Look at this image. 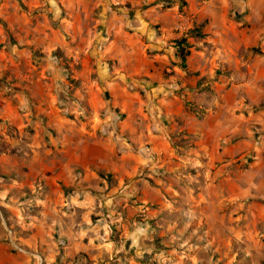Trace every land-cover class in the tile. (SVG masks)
I'll return each mask as SVG.
<instances>
[{"label": "rangeland", "instance_id": "1", "mask_svg": "<svg viewBox=\"0 0 264 264\" xmlns=\"http://www.w3.org/2000/svg\"><path fill=\"white\" fill-rule=\"evenodd\" d=\"M181 1L122 6L166 64L114 99L84 72L104 5L82 37L61 0H0V208L30 254L0 226L25 264H264V0Z\"/></svg>", "mask_w": 264, "mask_h": 264}, {"label": "crops", "instance_id": "2", "mask_svg": "<svg viewBox=\"0 0 264 264\" xmlns=\"http://www.w3.org/2000/svg\"><path fill=\"white\" fill-rule=\"evenodd\" d=\"M160 0H61V5L70 7L73 6L74 14L79 16L83 14L84 19H90L92 14L100 11L103 5L105 9L103 10V15H100L96 19V25L94 28L98 27L100 34L92 40V44L97 40L100 43L101 51L91 52L87 58H84V65L89 64V66L84 67V72L98 71L104 72L101 75V82L109 84V89L119 93L115 94L114 99L122 95H130L128 91L127 83L126 87H123L126 81L133 78L148 77L150 79L157 80L162 78V69L165 68L166 60H164V55L160 54V46L150 43L145 45L143 42L144 38L149 37V34L145 35L139 32L131 34L130 31L126 29L127 22L122 6L126 4H131L132 6H138L143 4L144 8L139 14L141 20H146L147 17L154 16L157 13L158 2ZM252 3V0L249 1ZM35 6L34 4H32ZM157 7V8H156ZM79 14V15H78ZM81 16H79V21H77L75 27L77 29L73 32L78 36L83 37V33L89 24L87 21H82ZM146 17V18H145ZM138 18H136L137 20ZM134 21V20H133ZM84 22V23H83ZM91 31L89 37L93 36L96 31L93 27H90ZM79 30V32H77ZM148 33V32H147ZM100 35V36H99ZM45 38L47 34H44ZM95 36V35H94ZM87 42V38L84 37ZM86 44V43H85ZM91 44V45H92ZM81 52L86 50L87 45L83 46ZM93 47V45L91 46ZM95 47V46H94ZM148 52H153V55H149ZM91 49L88 50V52ZM74 51H77L76 49ZM92 63V68L91 64ZM95 69H94V68ZM123 83V84H122ZM264 94L262 93L255 103L263 100ZM0 264H25L23 256L20 254L13 253L8 247L5 240V233L0 226Z\"/></svg>", "mask_w": 264, "mask_h": 264}, {"label": "trees", "instance_id": "3", "mask_svg": "<svg viewBox=\"0 0 264 264\" xmlns=\"http://www.w3.org/2000/svg\"><path fill=\"white\" fill-rule=\"evenodd\" d=\"M181 3L185 6L186 2L185 1H181ZM189 34H193V35H202L200 32H195V30H189L188 33L185 36H182L179 39L173 40L171 42V46L172 48L175 50V57L177 59V64L181 67L182 70L187 71V58L190 55V51H189V45L187 42V37L189 36ZM56 53H59L58 51H56ZM61 56H59L60 58ZM71 82L75 83L76 85H79V81H74L71 80ZM187 105H189L188 103H186ZM257 110H264V101L261 102L259 104V107ZM187 135V134H186ZM174 137V136H173ZM188 139H187V143L185 146L183 147H188V148H194L195 147V141L194 139L191 138V136L188 135ZM175 148H178V145L176 143H173Z\"/></svg>", "mask_w": 264, "mask_h": 264}, {"label": "water", "instance_id": "4", "mask_svg": "<svg viewBox=\"0 0 264 264\" xmlns=\"http://www.w3.org/2000/svg\"><path fill=\"white\" fill-rule=\"evenodd\" d=\"M0 217H1V220H2V223H3L4 227L7 229L8 233H9V237H10V241H11L12 246H13L15 249H17V250H19V251H21V252H24V253L30 254V252L24 250L22 247H20V246L17 244V242H15V241L13 240V231H12L11 229L8 228L7 222H6V220H5L4 216H3V213H2L1 208H0ZM38 264H43V258H42L41 256H39V263H38Z\"/></svg>", "mask_w": 264, "mask_h": 264}]
</instances>
